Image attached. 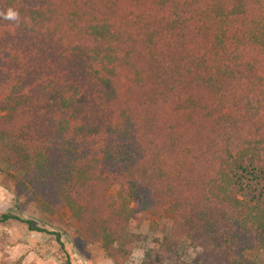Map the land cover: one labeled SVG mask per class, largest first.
Returning a JSON list of instances; mask_svg holds the SVG:
<instances>
[{"label":"trees","instance_id":"1","mask_svg":"<svg viewBox=\"0 0 264 264\" xmlns=\"http://www.w3.org/2000/svg\"><path fill=\"white\" fill-rule=\"evenodd\" d=\"M0 178L113 264H264V0H0ZM154 236L139 263L129 230ZM17 219V218H15Z\"/></svg>","mask_w":264,"mask_h":264},{"label":"rangeland","instance_id":"2","mask_svg":"<svg viewBox=\"0 0 264 264\" xmlns=\"http://www.w3.org/2000/svg\"><path fill=\"white\" fill-rule=\"evenodd\" d=\"M20 203L19 208L16 207L9 191L0 186V214H12L33 222L47 233H31L18 221L0 224V264H113L99 246L83 247L76 241L74 221L68 212L48 216L35 211L24 201ZM153 230L147 216L138 218L136 227L129 230L137 241L132 255L134 263H139L151 246ZM53 233H59L63 247L56 242Z\"/></svg>","mask_w":264,"mask_h":264},{"label":"flooded vegetation","instance_id":"3","mask_svg":"<svg viewBox=\"0 0 264 264\" xmlns=\"http://www.w3.org/2000/svg\"><path fill=\"white\" fill-rule=\"evenodd\" d=\"M3 183L0 181V186L3 187ZM12 200L13 202H15L16 204V207L19 208L20 206V201H18L17 199L13 198L12 197ZM17 218V219H15ZM9 221H18V222H21L22 224H24L28 231L31 232V233H47L46 230L44 228H40L39 226H37L36 224H34L33 222H30L28 220H21L20 218L16 217V216H13L12 214H0V224H4V223H7ZM53 235L55 236L56 238V242L61 246L63 247V243L61 241V237L59 236V233H53ZM79 250H80V253L83 252V250L80 249L79 245L77 244ZM83 256V255H82Z\"/></svg>","mask_w":264,"mask_h":264},{"label":"clouds","instance_id":"4","mask_svg":"<svg viewBox=\"0 0 264 264\" xmlns=\"http://www.w3.org/2000/svg\"><path fill=\"white\" fill-rule=\"evenodd\" d=\"M0 17L8 20H15L18 18V13L12 9H8L6 12L0 13Z\"/></svg>","mask_w":264,"mask_h":264}]
</instances>
